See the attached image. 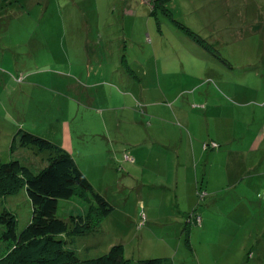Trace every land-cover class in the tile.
I'll use <instances>...</instances> for the list:
<instances>
[{"label":"rangeland","instance_id":"obj_1","mask_svg":"<svg viewBox=\"0 0 264 264\" xmlns=\"http://www.w3.org/2000/svg\"><path fill=\"white\" fill-rule=\"evenodd\" d=\"M177 22L223 59L194 56L200 45ZM153 50L174 58V73ZM118 52L127 68L111 60ZM128 126L149 139L135 149L141 165ZM20 129L66 150L113 207L97 230L64 238L81 260L119 244L128 264H264V0H0V163L14 145L37 172L47 152L18 147ZM89 202L76 189L57 216L68 222ZM4 209L17 233L31 222L24 188Z\"/></svg>","mask_w":264,"mask_h":264},{"label":"trees","instance_id":"obj_2","mask_svg":"<svg viewBox=\"0 0 264 264\" xmlns=\"http://www.w3.org/2000/svg\"><path fill=\"white\" fill-rule=\"evenodd\" d=\"M156 11L151 10L150 14L155 15ZM177 24L199 43L204 52L209 55L213 51L217 54L215 57L223 59L214 46L188 29L184 23ZM14 139L18 147L46 151L47 165L33 172L14 155V145L11 146L10 160L0 163V201L24 188L32 206L31 222L20 233L16 232L17 217L13 212L4 209L0 214V223L4 227L1 233L3 246H0V264H128L124 259L123 246L119 244L95 258L81 260L77 256L64 238L70 235L84 236L97 230L101 218L108 215L113 207L104 196L94 191L76 161L62 147L21 129ZM76 189L89 194L91 202L87 209L99 212L95 218L88 215L83 204L82 211L71 215L68 222L58 218L59 200H70ZM138 264L170 263L160 258H149L140 260Z\"/></svg>","mask_w":264,"mask_h":264},{"label":"crops","instance_id":"obj_3","mask_svg":"<svg viewBox=\"0 0 264 264\" xmlns=\"http://www.w3.org/2000/svg\"><path fill=\"white\" fill-rule=\"evenodd\" d=\"M151 6V5H150ZM212 45V44H211ZM212 46H214V45H212ZM192 47L194 48V49H197L194 53H193V55L194 56H196L197 58H199V59H201V60H203V61H209V62H213V61H215V59L214 58H212L210 55H208L207 53H206V51H205V53L204 52H202L200 49H202V48H200V46H199V48L200 49H198L195 45H192ZM215 48H217L216 46H214ZM175 49H176V46L174 47ZM168 50V49H167ZM203 51H204V49H202ZM159 51H162V50H153V56H155L156 58H159V61H157V63L159 64V66H161L163 69H164V73L165 74H172V73H174L172 70H169L168 68H167V66H166V63L167 62H169L170 60H173L174 58H167L165 61H164V58L162 57V56H160L159 54H158V52ZM119 52L117 53V54H113V56H112V61L113 62H116L118 65H120V64H124L125 66H126V68L128 67V63L131 61V60H129V58L128 57H125V58H121L120 59V57H119ZM164 62L165 64L164 65H162V64H160L161 62ZM112 63V62H111ZM115 63V64H116ZM113 66V65H112ZM112 66L110 65V67L108 68V69H106V70H103V69H105L106 68V66H104L103 68H102V71H104V72H109L110 71V68H112ZM143 68H141V70H142ZM128 70V69H127ZM129 71V70H128ZM183 71H185L184 69H183ZM141 72V71H140ZM186 73H187V71H185ZM132 73H133V75H132ZM129 75H130V78L132 77H135V74H134V72H131V71H129ZM183 75V74H182ZM125 76H126V74L125 75H117V77L119 78V80H121L122 82H124V80H125ZM113 78H115L113 75L111 76V79H113ZM139 79H140V77H138ZM194 87V86H193ZM190 88H192V87H190ZM164 96H166L165 94H164ZM204 100V99H203ZM203 100H201V101H198L197 103L198 104H201L202 103V101ZM201 105H197V107H199V108H202V107H200ZM196 107V108H197ZM193 109H195V108H193ZM130 110H132V109H130ZM133 111V110H132ZM183 113L182 114H184L186 111H182ZM175 114V113H174ZM185 115V114H184ZM159 116H163V117H166V116H168L169 118H171L173 115H171V116H169V115H166V114H163V113H161V114H159ZM157 128H161L162 126H156ZM192 127V129H193V132L195 133V134H198L199 133V130L201 129V127L202 126H191ZM130 129L131 130V132H132V134L131 135H129L128 137H125L126 138V140H127V142H126V144L128 143H131L132 145V149H131V152H130V154L132 155V157H133V159H134V161L132 162V164H134L135 162H138L140 165H141V162H142V160H141V151L140 150H135L136 148L137 149H140L141 147H143L142 145L144 144V143H146V142H148L147 140H149V139H147L146 137H143L142 138V136H140V140L137 138V133H138V129L136 128V127H133V126H128L127 128H126V130L127 129ZM187 128V127H186ZM200 128V129H199ZM108 129V128H107ZM173 129H175L173 126H170V127H167V126H165V128L163 129V131L165 132V133H169V134H173ZM187 130V134H188V136H187V141H188V143H191V147H190V149H189V151H195V148L198 150V149H200V141H199V136H197V137H194L193 135H192V133L188 130V129H186ZM174 135L176 136V138H177V145L176 146H179L178 148H180V147H183V146H185V142L183 143L182 141H181V139H180V141L178 142V135H177V132H176V130L174 131ZM196 139V141H194ZM144 142V143H143ZM194 142H196V143H198L199 145L198 146H194L193 145V143ZM199 151V150H198ZM185 157L186 158H189V157H194V155H188V154H186L185 155Z\"/></svg>","mask_w":264,"mask_h":264},{"label":"built area","instance_id":"obj_4","mask_svg":"<svg viewBox=\"0 0 264 264\" xmlns=\"http://www.w3.org/2000/svg\"><path fill=\"white\" fill-rule=\"evenodd\" d=\"M215 144L214 143H212V146H214ZM205 146H206V144H205ZM127 159H129L128 157H126Z\"/></svg>","mask_w":264,"mask_h":264}]
</instances>
